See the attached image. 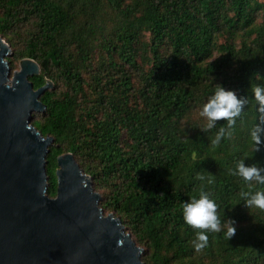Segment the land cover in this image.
I'll list each match as a JSON object with an SVG mask.
<instances>
[{
	"label": "trees",
	"instance_id": "1",
	"mask_svg": "<svg viewBox=\"0 0 264 264\" xmlns=\"http://www.w3.org/2000/svg\"><path fill=\"white\" fill-rule=\"evenodd\" d=\"M0 37L12 50L8 64L39 66L34 89L54 84L32 121L52 138L50 198L57 158L71 153L145 264H264V210L239 195L264 185L234 174L238 160L264 165L250 137L252 86L264 85V0H0ZM216 84L249 103L231 137L213 146L226 121L206 130L200 111ZM201 191L222 221L235 220L236 234L208 232L198 252L199 230L181 204Z\"/></svg>",
	"mask_w": 264,
	"mask_h": 264
},
{
	"label": "water",
	"instance_id": "2",
	"mask_svg": "<svg viewBox=\"0 0 264 264\" xmlns=\"http://www.w3.org/2000/svg\"><path fill=\"white\" fill-rule=\"evenodd\" d=\"M9 54L0 37V264H145L119 218L99 207L100 195L71 153L57 158L56 196L46 194L52 138L32 121L53 84L34 89L29 77L39 66L22 59L11 73Z\"/></svg>",
	"mask_w": 264,
	"mask_h": 264
},
{
	"label": "clouds",
	"instance_id": "3",
	"mask_svg": "<svg viewBox=\"0 0 264 264\" xmlns=\"http://www.w3.org/2000/svg\"><path fill=\"white\" fill-rule=\"evenodd\" d=\"M252 96L257 104V123L253 125L250 137L253 152L259 153L264 151V85H253ZM248 103L249 98L247 96L238 97L234 91L226 90L220 84L215 85L214 94L203 104L200 111V116L207 119L206 130L216 128L218 121H226V126L221 125L212 139L213 146L218 145L223 138L231 137L237 119L242 116ZM234 174L249 184L255 182L264 185V165L258 161L246 164L244 160H238ZM197 179L203 181L205 177L201 175L197 176ZM239 195L246 208L255 207L264 210V191H255L254 193L241 191ZM218 207V204L210 198V194L206 191H201L198 198L192 197L181 204L185 223L193 229L199 230L196 232V239L193 241V246L198 252L208 246V232L220 233L226 229L224 234L227 240L236 234L235 220L225 218L222 221Z\"/></svg>",
	"mask_w": 264,
	"mask_h": 264
},
{
	"label": "rangeland",
	"instance_id": "4",
	"mask_svg": "<svg viewBox=\"0 0 264 264\" xmlns=\"http://www.w3.org/2000/svg\"><path fill=\"white\" fill-rule=\"evenodd\" d=\"M3 39V38H2ZM3 41L6 43V41L3 39ZM11 49V48H10ZM11 52H12V50H11ZM10 55L11 54H9V56L8 57H10ZM13 56L11 55V57L10 58H12ZM7 58V57H6ZM8 60H9V58H8ZM19 61H21V60H12L11 62H12V64H8V66H9V68H10V66H11V73H13V72H16V71H19L20 69H21V65H20V63H19ZM8 63V62H7ZM36 63V62H35ZM13 66V67H12ZM12 76H13V74L11 75V77H10V80H11V78H12ZM53 84V83H52ZM53 87H54V84L52 85ZM51 86V87H52ZM59 87H60V85H59ZM36 114V113H35ZM35 114L33 115L34 117H35ZM97 193L100 195V191H97ZM101 198V197H100ZM105 215H107V213L105 212L104 213ZM127 232V231H126Z\"/></svg>",
	"mask_w": 264,
	"mask_h": 264
}]
</instances>
